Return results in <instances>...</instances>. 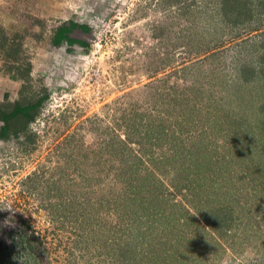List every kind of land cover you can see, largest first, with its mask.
I'll list each match as a JSON object with an SVG mask.
<instances>
[{
    "label": "rangeland",
    "instance_id": "1",
    "mask_svg": "<svg viewBox=\"0 0 264 264\" xmlns=\"http://www.w3.org/2000/svg\"><path fill=\"white\" fill-rule=\"evenodd\" d=\"M69 20L86 45L53 43ZM0 25L44 97L0 139V264H264V0H0Z\"/></svg>",
    "mask_w": 264,
    "mask_h": 264
},
{
    "label": "trees",
    "instance_id": "2",
    "mask_svg": "<svg viewBox=\"0 0 264 264\" xmlns=\"http://www.w3.org/2000/svg\"><path fill=\"white\" fill-rule=\"evenodd\" d=\"M75 27L83 30L88 29L83 24L78 25L69 20L67 23H62L56 28L53 43L60 44L61 42H65L67 45L75 43L80 46L86 45L84 41L69 36L71 30ZM20 46L21 40L17 33L8 34L7 30L0 25V57L2 56L5 62L9 59H16ZM43 98H32L30 100H23L21 98L13 104H2L0 106V120L3 121V125L0 128V139L9 140L11 137L17 138L21 133L27 134L28 125L35 119L37 109L41 105Z\"/></svg>",
    "mask_w": 264,
    "mask_h": 264
},
{
    "label": "crops",
    "instance_id": "3",
    "mask_svg": "<svg viewBox=\"0 0 264 264\" xmlns=\"http://www.w3.org/2000/svg\"><path fill=\"white\" fill-rule=\"evenodd\" d=\"M22 81L20 79L9 76L3 71L2 62L0 61V106L4 103L13 104L19 100ZM3 121L0 120V128Z\"/></svg>",
    "mask_w": 264,
    "mask_h": 264
}]
</instances>
